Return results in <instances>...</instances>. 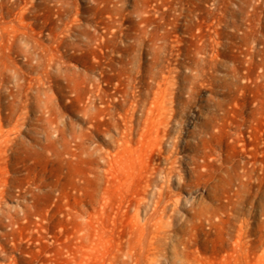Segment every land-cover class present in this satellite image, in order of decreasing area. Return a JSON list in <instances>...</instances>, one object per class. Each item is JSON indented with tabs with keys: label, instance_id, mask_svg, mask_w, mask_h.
Segmentation results:
<instances>
[{
	"label": "rangeland",
	"instance_id": "obj_1",
	"mask_svg": "<svg viewBox=\"0 0 264 264\" xmlns=\"http://www.w3.org/2000/svg\"><path fill=\"white\" fill-rule=\"evenodd\" d=\"M0 144V264H264V0H0Z\"/></svg>",
	"mask_w": 264,
	"mask_h": 264
},
{
	"label": "bare ground",
	"instance_id": "obj_2",
	"mask_svg": "<svg viewBox=\"0 0 264 264\" xmlns=\"http://www.w3.org/2000/svg\"><path fill=\"white\" fill-rule=\"evenodd\" d=\"M15 84H16V83H15ZM17 85H18V84H17ZM11 122H12V121H11ZM2 136H3V135H2ZM4 136H6V135L4 134ZM1 138H2V137H1ZM4 140H5V139H4ZM4 140H3V143H6L5 141H7V140H5V141H4ZM3 143H2V145H3ZM0 145H1V144H0ZM145 209H147V207H146ZM147 211H148V210H145L144 212H147ZM113 221H114V220H113Z\"/></svg>",
	"mask_w": 264,
	"mask_h": 264
}]
</instances>
